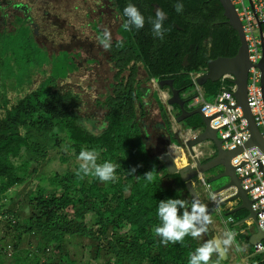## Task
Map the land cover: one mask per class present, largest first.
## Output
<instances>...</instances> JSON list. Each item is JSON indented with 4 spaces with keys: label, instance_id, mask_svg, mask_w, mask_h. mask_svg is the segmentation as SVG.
I'll use <instances>...</instances> for the list:
<instances>
[{
    "label": "trees",
    "instance_id": "16d2710c",
    "mask_svg": "<svg viewBox=\"0 0 264 264\" xmlns=\"http://www.w3.org/2000/svg\"><path fill=\"white\" fill-rule=\"evenodd\" d=\"M115 2L120 13L132 3L145 17L144 27L134 28V35L125 34L123 24L118 28L124 34L120 40L124 46L140 45L143 54L121 58L117 41L112 43L117 72L110 90L96 103L105 121L97 134L79 114V96L59 86L78 71L76 55L65 49L49 51L46 43L40 46L28 19L16 18L11 30L4 29L7 44L16 41L23 52L8 60L5 76L0 68V264H188L190 253L209 240L205 234L195 240L187 236L182 243L165 246L153 231L161 223L157 216L160 201L185 200L189 211L191 201L178 174H168L160 161L163 146L177 142L165 107L153 94L158 126L166 133L167 143L161 133L155 132L154 140L145 130L142 98L152 79L171 78L182 92L191 90L189 73L204 71L209 60L233 57L239 46L237 35L222 23V17L196 7L193 0L191 23L183 25L181 40L171 34L174 29L168 24L160 40L152 35L150 9L136 5L137 0ZM49 5L48 9L54 8ZM66 11L70 12L64 8V16L59 12V21L67 20ZM87 16L85 26L90 23ZM91 24L97 36L102 34L98 22ZM49 28L56 31L55 26ZM39 32L44 29L40 27ZM208 37L210 47L203 49L202 41ZM184 56H188L187 66L182 64ZM131 60L142 65L148 87L137 81L136 68L126 70ZM37 75L40 81L34 85ZM202 90L211 100L218 83L207 82ZM9 92L14 98L8 97ZM188 120L183 123L186 129L202 126ZM82 149L96 150L98 163H115L117 180L105 183L78 177L77 157ZM132 168L136 171L130 175ZM147 172H152V182L144 178ZM13 189L16 195L8 196ZM216 260L214 254L210 264ZM219 264L228 260L220 259ZM248 264H264V255Z\"/></svg>",
    "mask_w": 264,
    "mask_h": 264
},
{
    "label": "built area",
    "instance_id": "2783aa9c",
    "mask_svg": "<svg viewBox=\"0 0 264 264\" xmlns=\"http://www.w3.org/2000/svg\"><path fill=\"white\" fill-rule=\"evenodd\" d=\"M229 2L241 25V31L247 47L248 63L250 64L247 71V105L264 141V73L258 67L264 59V0H229ZM205 71L206 69L199 73H189L194 96L187 101L186 109L193 110V107L196 106L204 117L210 118L209 128L217 132L216 137L221 143L220 149L222 151L242 149L240 153L230 159V165L235 169V176L240 179V187L247 191V196L252 202L251 210L256 215V226L260 231H264V153L255 146L245 147L251 136L247 130V121L241 108L237 106L234 96L237 89L235 76L230 73L224 74L217 82L218 90L216 94L210 101H207L202 87L197 84V79ZM151 82L155 84L156 81L152 79ZM167 113L171 123V131L177 139V142L171 145H173L174 150L177 149L183 152L186 157L185 166L195 168L196 161L205 163L216 155L217 150L210 141L197 144L189 150L187 142L193 140L202 129L184 128L183 130V125L176 122V115L173 110L167 107ZM173 124L176 130L172 129ZM183 131L187 132L185 137L181 136ZM179 138L183 142L181 143L183 149L180 147ZM192 182L194 186L195 182L200 185L199 187H201L202 191V194H199L200 198L203 196L205 201L207 199L206 206L213 207L215 213L218 214L222 208L220 203L236 192V188L231 187L229 188L231 192L225 196L222 193L226 190L216 194L214 192L211 193L207 178L199 173ZM227 220L232 223L231 218L227 217ZM227 220L218 223L219 234H222L225 230L229 231L226 225ZM244 224L247 227L253 225L251 221H247ZM247 230L248 228L245 227L235 233L236 238L240 235H247ZM242 243L247 245L245 242L240 241V244ZM236 244L238 243L236 242ZM232 249L234 255L233 262H229L230 264H248L254 257L264 255V239L255 246H248L247 249H242L240 246L239 250H237L235 245Z\"/></svg>",
    "mask_w": 264,
    "mask_h": 264
},
{
    "label": "rangeland",
    "instance_id": "374dc122",
    "mask_svg": "<svg viewBox=\"0 0 264 264\" xmlns=\"http://www.w3.org/2000/svg\"><path fill=\"white\" fill-rule=\"evenodd\" d=\"M63 1V2H62ZM59 4V0H40L41 6L38 5L37 7H41V9H39L42 13V16H44V20L42 22V25H45L46 23L48 24V26L50 27V25L55 26L56 31L52 28H50L48 30V32H51V34L54 37H51L48 35L47 38H44V36H36V40L39 43L40 46H42L43 43H46L49 45V51H60V50H67L68 52H70L73 55L78 54V57L74 58L73 55V59L75 64L78 67V71L70 74L68 76L67 79H65L64 81H60L59 82V86L62 89H69L71 90L73 93L77 94L81 100L80 104H79V114L83 117V122L86 125V127L93 133L97 134L99 132H101L104 127H105V121L103 118V114L104 112L102 110H98L94 107V101L96 98H98L100 96L101 93H104V90L106 88H108V84L111 81V77H112V73H110L108 71V67L105 64L104 61V54L102 51V47L99 46L96 41L94 40V36H92V32L90 33V30H86V32L82 35V33H79L78 28L80 27V25L82 26L84 24V16L81 14L80 11L77 10H73L74 6H77V4H79L80 2L82 3L80 6L82 7V9L86 12L90 11L89 8H87V5L84 4V2H86V0H62ZM92 0H89V2ZM247 3V2H246ZM48 4H50L49 6H53L54 8L52 9L51 7L48 9ZM90 6L94 7L91 3ZM5 7V6H3ZM98 8H100L101 11L104 12V14H106V12L108 13V10H103V8H101V6H97ZM64 8L66 10H69L70 12L68 13V11H66V15H68V18L66 21H59V18H57V16L59 17V12H63V16H64ZM14 10L13 9H9L6 8L4 10V12L9 16L8 19L6 20L5 24L2 23V21H0V58L2 59V66L0 68H4V70L1 72L3 74V76H5L6 74V68H7V62L8 60L11 59V57H15L18 58L19 55H22V50L19 48L18 49V45L15 42H12L10 44H7L8 40H4L6 38L5 35H7V33L4 32L3 29H5L6 31H9L12 29V27L10 26V22L12 20L13 17H11L12 12ZM49 11V12H46ZM14 14H17L19 16H22V12L19 10H16L14 12ZM51 16V17H50ZM29 20V19H28ZM93 20V14L90 15V17L88 18V21ZM30 21V20H29ZM87 21V20H86ZM14 23V22H13ZM44 27V26H43ZM100 28H103L102 25H100ZM59 30L61 31V33H59ZM59 33V35H58ZM90 36V37H88ZM5 37V38H4ZM61 38V39H60ZM8 39V38H7ZM12 53L13 55H10L8 53ZM17 53V54H15ZM9 55V56H7ZM96 58V64H93L92 61H90L91 59ZM23 61V59H22ZM40 81V76L37 75L34 79V85H36L38 82ZM205 91V89H204ZM203 91V92H204ZM160 94V99L162 100L163 104L166 105V99H164V97L166 96V94ZM14 93L9 92L8 97L9 98H14ZM194 96V90L193 88L191 90H188L184 93V97L185 98H192ZM167 98V96H166ZM205 99L207 101H210V97L206 94L205 95ZM165 100V101H164ZM153 106V109H148L149 112L151 113V115L149 117H147L146 119V126L148 128V131L151 133L152 135V139L155 140V132L157 133L156 129L152 128V125H154L155 123L160 122L159 117L156 115V110H154V105H151L150 107ZM197 107L194 106L193 110L196 109ZM189 123L190 124H195V123H201L202 125V121L199 115H194L192 117L189 118ZM153 129V130H152ZM172 129H175V125H172ZM183 130H184V126H183ZM182 131V130H181ZM187 134L186 131L181 132V136L185 137ZM179 142L180 144L183 143L182 140L179 138ZM164 145L163 146V150H161L162 154L165 153V149L168 151V153L171 155V157L177 156L181 153L180 150H177L173 148V145ZM166 147V148H165ZM180 147L183 149L182 144L180 145ZM154 151H156V149H153ZM153 151V152H154ZM176 154H175V153ZM173 153V154H172ZM175 163V162H174ZM221 169L215 168L213 170H211L208 175H205V177L208 179L216 174H218V172ZM226 184H228V178L224 177V178H220L216 181H213L212 183L209 184V189L212 192L222 188L223 186H225ZM200 185L198 183L195 182V188L198 192V194H202L201 191V187H199ZM17 193V190L13 189L11 191H9L7 194L8 196H15ZM201 199L203 200L204 204L206 205L207 203V199L205 201V198H203V196H201ZM232 202H235L237 205L240 204L239 200H233ZM227 206L229 205V203L226 204ZM221 211L220 213H216L215 216H213L217 223L223 221V220H227V217L232 219V223L235 221H240L242 219H245L248 216V212L245 210H240L237 213H235V216H226V210H224L223 206H221ZM232 223H230L227 220V228L229 229V231H232L234 233H237L239 230V226L238 227H232ZM248 228L246 234L247 235H242L244 237V239L247 238V236L253 232H255V227L253 225H251V227H247L245 224L242 226V228ZM235 241L239 244V246H242L240 244V241H238V239L236 238ZM247 245L245 246V249H247Z\"/></svg>",
    "mask_w": 264,
    "mask_h": 264
},
{
    "label": "water",
    "instance_id": "95a60500",
    "mask_svg": "<svg viewBox=\"0 0 264 264\" xmlns=\"http://www.w3.org/2000/svg\"><path fill=\"white\" fill-rule=\"evenodd\" d=\"M217 1L219 2V5L223 10V16L226 19V23L237 35L239 46L233 57H218L216 59L208 61L206 71L197 79V84L200 87H203L207 82L217 83L220 78L227 73L233 74L235 76V84L237 89L234 96L237 101V106L241 108L243 116L247 121V130L249 131L251 136L245 147L248 148L255 146L264 153V141L261 138L258 128L254 123L246 101L247 71L250 67V64L248 63L247 47L244 42L241 25L229 0ZM258 67L261 69L262 73H264V59L260 62ZM163 83L167 84L171 88V97L168 99L167 105H176L179 108V115L176 117L177 123H183L185 120L194 115H199L201 118L202 126L199 129H202V131L193 140L187 142V148L191 150L192 147L197 144L210 141L216 148L217 152L211 160L205 163H199L198 161H196L195 168H191L190 166L177 168L173 161V158L167 152L160 157L162 166L168 174H178L180 180L184 184L185 190L191 202L194 199H199L203 204L204 202L201 200L200 195L198 194L192 181L197 177L198 173L205 176L211 170L219 167L221 169V172L208 178L207 182L208 184H210L220 178H228V184L214 191L215 194L227 190L231 187L236 188L235 194L222 201L220 203V206H224L227 203L232 202L233 200H239L240 204L236 208L228 211L226 213V216H231L240 210H245L248 212V216L240 222L236 223L235 226H240L247 221H251L253 223V226L255 227V232L249 236L248 244L250 246H255L264 239V231H260L256 226V215L251 210L252 202L247 196V191L243 190L240 187V179L235 176V169L230 165V159L240 153L242 149L237 148L232 151H222L220 149L221 143L216 137L217 132L209 128L208 123L210 121V118L204 117L199 108L191 111H186L184 108L185 101H183L179 97V91L173 89L172 81L160 82L159 84L162 85ZM207 209L211 217L215 216L216 213L213 207H207ZM209 228L213 229V225H210ZM205 235L209 240L218 237L215 231L213 232L212 236H210L208 232L205 233ZM220 259L222 261H226L227 254L225 253Z\"/></svg>",
    "mask_w": 264,
    "mask_h": 264
},
{
    "label": "flooded vegetation",
    "instance_id": "af4514ba",
    "mask_svg": "<svg viewBox=\"0 0 264 264\" xmlns=\"http://www.w3.org/2000/svg\"><path fill=\"white\" fill-rule=\"evenodd\" d=\"M192 1L193 0H137L136 5H141L144 8V10L150 9L151 14L154 16V19H155L156 10L157 9L163 10L166 13L164 25L168 24L169 29L170 28H172V30L174 29L173 31H171V34L172 35H178V39L180 41L181 40L180 37L183 36L184 35L183 32H185V30H184L185 27L183 25L189 26V24L191 23ZM194 1H196V5H197L196 7L203 6L202 10H204V11L209 10L210 15L215 13L218 18H220V17L223 18L222 23L227 24L226 19L223 16V10H222V8L219 5V2L217 0H194ZM177 2L183 3L184 10L182 13H177L175 11L174 5ZM90 3L94 7L90 6ZM81 4L82 3L80 2L79 4H77V6H74L73 10L80 11L83 16L88 15L87 19L90 17V15L93 14V20H90L89 21L90 23L86 26L84 24L82 26L80 25V27L78 28L79 33H82V35H83L86 32V30H88V31L90 30V33L91 32L93 33L92 36H94V40L96 41L97 40L96 31L93 29L91 23L98 22L99 24L97 25V28L101 31V33L104 31L105 28L110 30V32L112 34V43L115 41L122 40V37H123L122 35H124V34H119L118 28L124 23L125 18H124V15L117 10L115 0H92L90 2H89V0H86V2H84V4H86L87 8H89L90 11H88V12H86L82 9V7L80 6ZM38 5L41 6L40 0H0V21L1 20L6 21L9 17L4 12V10L6 8L13 9L14 11L12 12V15H11V17H13V18L10 22V26L12 25V23L15 21L16 18H22V19H26V20L29 19L30 20L29 25L32 28L34 34H36V35L38 34V36H41V37L44 36V38H47L48 35L53 36L51 34V32H48V30L50 28H49L47 23L45 25H41L45 18H44V16H42V13H40L41 11L39 10V9H41L42 6L37 7ZM3 6H5V7H3ZM97 6H101V8H103V10H108V13L106 12V14H104V12L101 11L100 8H98ZM16 10L21 11L22 16L14 14V12ZM204 11H202V12L204 13ZM46 12H49V11H46ZM61 20H64V19L62 18ZM217 24H218V22H214V25H217ZM100 25H102L103 28H100ZM147 25H149V24H147ZM40 27H42L44 29V32H39ZM134 32H135V30L133 27L131 31H125V34L134 35ZM58 35H59V33H58ZM88 37H90V36H88ZM210 40H211V37H208L202 41V48L203 49H207L210 47ZM96 43L99 46H101L98 41H96ZM101 49H102L103 54H104L103 57H104L105 64L108 67L107 68L108 71L110 73H112V77H111V81L108 84V88H106L104 90V93H101L100 96L98 98H96L94 101V107L98 110H101V109L96 106V103L99 99H102L101 96H104L110 90L109 86L112 85L114 76L117 72V68L115 67V60L113 58V52H111L112 50H114V47L112 46V48L109 51H105L103 49V47ZM149 49H151V48H149ZM188 49H190V47ZM151 51L152 50H147V52H151ZM129 53H137L138 55L142 56L143 50L141 49L140 45L139 46L138 45L133 46V47L123 46L122 48H120V57L121 58L126 59V57ZM75 57H78V54H76ZM187 59H188V56L183 57L182 64L184 66H187V63H188ZM90 61H92L93 64H96V58H93ZM141 66L142 65L140 64L139 61L131 60V61H129V65L126 67V70H128L130 68H136L137 69V81H141L143 84V87L149 86L148 93L145 94V96L142 98L143 99L142 103L144 105L143 112L146 113L147 117H149L151 115V113L148 110L149 108L153 109V106L150 107L151 105H154V108H155L154 110H156V113H157L156 115L159 117L158 107L156 106V104L153 100V96L155 95L156 98L162 103V100L160 99L159 93L166 94V96H167V98H166V96L164 97V99H166V105H164L162 103L165 107L166 113H167V107H168V108L173 110L176 117L179 115V108L176 105H173V106L167 105V101L171 97V88L165 83H163L162 85L159 84L160 82H167V81L168 82L172 81L173 89L179 91V97L183 101H185V104H184L185 110L191 111V110L186 109V103L189 99L184 97L185 92H182L180 88L176 87L174 85V81L171 78H164L161 80H157L155 82V84H152V82L150 80L148 83V86L144 85L145 75L142 72ZM123 75H124V77H126L128 75L127 71H125L123 73ZM167 115H168V113H167ZM145 123H147V122H145ZM158 123H155L154 125H152V128L156 129V131L158 133H161L162 139L163 140L165 139L166 143H167L168 138L165 135L166 133L165 132L163 133L160 131ZM183 123L181 122L180 124H183ZM144 126H145V130H148L146 124ZM167 144L170 145L171 143L168 142ZM165 153H167L166 149H165ZM220 172H221V170L218 173H220ZM208 173L206 175H208ZM213 229H214V227H213ZM213 229L209 228L208 234L210 236H212V234L214 232Z\"/></svg>",
    "mask_w": 264,
    "mask_h": 264
},
{
    "label": "clouds",
    "instance_id": "9594fccd",
    "mask_svg": "<svg viewBox=\"0 0 264 264\" xmlns=\"http://www.w3.org/2000/svg\"><path fill=\"white\" fill-rule=\"evenodd\" d=\"M175 11L182 13L184 10L183 3L177 2ZM123 15L127 18L123 23L125 31H131L134 27L140 30L145 25V17L139 9L132 3L127 4L123 9ZM166 13L157 9L155 19L149 18L152 25V35L160 40L164 39L165 33L169 30L164 27ZM97 41L105 51L112 48V34L109 29L105 28L102 34L97 36ZM123 41H117V47L122 48ZM99 153L96 150L82 149L77 157L79 169L77 176L94 177L101 182H115L117 180V165L111 161L98 163ZM136 169L132 168L129 174L135 173ZM144 178L148 182H152L154 177L152 172L145 173ZM215 199V197H213ZM181 209L183 212L181 213ZM190 211L185 200L167 199L159 202L157 208V216L160 225L154 228V233L160 238V242L167 246L169 243H182L187 236H191L194 240L200 239L209 231V226L213 225L212 217L208 213L207 206L199 199H194L190 205ZM236 234L232 231L225 230L217 238L204 242L201 246L190 253L188 264H210L212 256L215 254L217 260L215 264H219L220 258L234 245L239 250V244L235 242Z\"/></svg>",
    "mask_w": 264,
    "mask_h": 264
},
{
    "label": "crops",
    "instance_id": "0c3cea01",
    "mask_svg": "<svg viewBox=\"0 0 264 264\" xmlns=\"http://www.w3.org/2000/svg\"><path fill=\"white\" fill-rule=\"evenodd\" d=\"M2 21V20H1ZM5 22L6 21H2V23H4L5 24ZM4 30V29H3ZM68 78V77H67ZM66 78V79H67ZM64 81V80H63ZM163 103V102H162ZM183 125V124H182ZM238 205L235 203V202H230L229 203V205L227 206V205H224L223 206V208H224V210H227L228 208H230V209H228L227 211H226V213L228 212V211H230V210H232V209H234V208H236ZM212 220H213V227H214V231L218 234V235H220L219 234V225H218V223H217V221H216V219L214 218V217H212ZM243 225V224H242ZM241 226V225H240ZM254 233V232H253ZM253 233H251V234H253ZM251 234H249L248 236H247V238L246 239H242L240 236H242V235H240L238 238L240 239H238V241H241V242H245L249 247H250V245L248 244V238H249V236L251 235ZM242 246V249L243 248H245V246L246 245H244L243 243L241 244ZM226 254H227V260H228V264H230V263H232L233 262V255H234V251H233V249L232 248H230L227 252H226ZM251 261V260H250ZM230 262V263H229Z\"/></svg>",
    "mask_w": 264,
    "mask_h": 264
},
{
    "label": "bare ground",
    "instance_id": "6f19581e",
    "mask_svg": "<svg viewBox=\"0 0 264 264\" xmlns=\"http://www.w3.org/2000/svg\"><path fill=\"white\" fill-rule=\"evenodd\" d=\"M175 153V152H174ZM171 154V153H170ZM173 154V153H172ZM176 154V153H175ZM174 162L177 168H182L186 165V157L181 151V153L177 156H174ZM231 191L228 189L222 193L223 196L228 195Z\"/></svg>",
    "mask_w": 264,
    "mask_h": 264
}]
</instances>
